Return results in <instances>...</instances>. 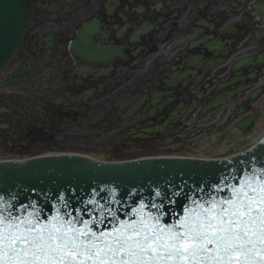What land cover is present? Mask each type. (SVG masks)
Instances as JSON below:
<instances>
[{
    "label": "flooded vegetation",
    "instance_id": "af4514ba",
    "mask_svg": "<svg viewBox=\"0 0 264 264\" xmlns=\"http://www.w3.org/2000/svg\"><path fill=\"white\" fill-rule=\"evenodd\" d=\"M32 2L34 16L16 58L0 75L26 77L11 92H0V106H6L4 113L15 107L19 115L33 116L26 123L32 143L52 140L56 134L110 135L116 146L134 143L150 150L164 139L178 141L180 136L173 133L185 129L182 113L194 104L195 110H202L217 93L215 77L201 76L199 67H190L200 63V54L211 57L203 47L191 49L195 40L211 32L203 22H214L217 37L230 41V53L252 23L249 0ZM231 19L235 32L221 33L218 29ZM86 37L96 46L114 45L122 52L107 58L79 50L76 45L88 46ZM261 52L264 46L255 53ZM241 74L264 77V67ZM222 75L229 77L228 72ZM169 77L190 78L169 88ZM176 110L177 120L165 126ZM1 136L3 149L8 136Z\"/></svg>",
    "mask_w": 264,
    "mask_h": 264
},
{
    "label": "snow or ice",
    "instance_id": "6c2138e0",
    "mask_svg": "<svg viewBox=\"0 0 264 264\" xmlns=\"http://www.w3.org/2000/svg\"><path fill=\"white\" fill-rule=\"evenodd\" d=\"M199 176L0 182V264H264V141Z\"/></svg>",
    "mask_w": 264,
    "mask_h": 264
},
{
    "label": "water",
    "instance_id": "95a60500",
    "mask_svg": "<svg viewBox=\"0 0 264 264\" xmlns=\"http://www.w3.org/2000/svg\"><path fill=\"white\" fill-rule=\"evenodd\" d=\"M31 13L29 0H0V71L14 53L20 34L30 20ZM217 62L214 61L211 68L216 66ZM246 62L248 59L239 62L238 66ZM219 103L222 102L216 100L212 106H217ZM252 121L253 117H245L237 125L246 132L252 126ZM56 153L61 152L52 154ZM52 160H39L27 170L2 165L0 166V182L5 185L35 186L41 181L44 184H51L54 181L59 183L71 181L75 184L93 179L104 181L108 178V181L132 185L138 182H147L150 179L156 180L160 176L170 174H182L184 178H187L189 174L199 176L223 166L189 161H141L100 166L80 159H74L72 163L70 158Z\"/></svg>",
    "mask_w": 264,
    "mask_h": 264
},
{
    "label": "rangeland",
    "instance_id": "374dc122",
    "mask_svg": "<svg viewBox=\"0 0 264 264\" xmlns=\"http://www.w3.org/2000/svg\"><path fill=\"white\" fill-rule=\"evenodd\" d=\"M137 77H135L134 79H136ZM18 103H20V105H25L24 101L21 100L17 101ZM11 111V112H10ZM10 112V113H9ZM3 115L5 116V119H8V122L5 121L6 123L9 124V127H4L0 125V137H2L1 135L3 134H7L8 139L13 137L14 134H16L17 136L20 134L21 137L26 138L29 130L26 127V123L28 120H33V116L30 115H26V114H18L17 109H15V107H10L9 111L4 113V112H0V118L3 119ZM218 118V117H217ZM0 119V121H1ZM219 120V119H218ZM217 120V121H218ZM3 121V120H2ZM40 128H42L41 126H38ZM264 130V117L261 119V122L257 125L256 129L254 131H252V133H250L248 135V137L250 138L245 144L247 145L248 143L251 142V137L255 136L256 134H261ZM7 131V132H6ZM206 135H208L206 133ZM84 136V135H83ZM215 136V135H214ZM55 138H59L60 139V143H61V148L59 149H55L58 151H76V152H86L88 154H98L99 156H102L105 159H114V158H127V157H131V156H139V155H151V154H170L172 152H174V150L177 147H172V146H168V147H163L160 148L158 152H148V151H144L139 147H131L130 149H122L118 146H115L114 140H111V136H107V135H100V136H89V137H80L77 135H70L68 138L66 136H56L54 135ZM203 135L195 138L194 140L190 141L191 144L189 145H185L184 148H182L183 150V154H198V155H204V154H209V155H214L217 153L218 148L223 145L226 144V146L228 147L226 154L229 152V149L232 146H235L237 144H239L240 142H242V140H244V138L242 137H234L228 141H224L221 142L219 145L214 146L213 150L211 152H206V150H202V153L200 152L202 145H203V140H205V138H202ZM69 139L67 142H65V140L63 139ZM7 139L6 142L9 143V140ZM215 138H212L211 140H214ZM38 139H35L34 143H32L29 148H27L30 153L28 154H36V153H40V152H47V150L45 148H43V143L36 141ZM67 143V144H66ZM219 146V147H218ZM238 148H234L233 150H237ZM121 149V150H120ZM131 150H136L139 151L140 153L137 152H133ZM10 150L7 149L6 153H9ZM133 153H136L135 155H132ZM181 153V154H182Z\"/></svg>",
    "mask_w": 264,
    "mask_h": 264
},
{
    "label": "bare ground",
    "instance_id": "6f19581e",
    "mask_svg": "<svg viewBox=\"0 0 264 264\" xmlns=\"http://www.w3.org/2000/svg\"><path fill=\"white\" fill-rule=\"evenodd\" d=\"M25 78H26V77H25ZM189 78H190V77H176V79H180V80H184V81H187ZM244 96H245V94H244ZM200 97H201V96H200ZM218 106H219V105H218ZM192 107L194 108V106H190V107H188V108L186 109V113H187V114H191V113L195 110V109H192ZM228 107H229V106H228ZM182 109H184L183 106L180 107L178 110L180 111V110H182ZM213 109H214V107H213L212 105H210V108H209L208 105H207L206 108H205V110H203V111L201 112V115L204 116V117H206L208 120H210L211 118L214 117V115L216 114V112L221 111V108H220V109H217V110H214V112H213ZM176 111H177V110H176ZM176 111H175V112H176ZM227 116L229 117V120H230L231 125H232V127H231L232 130H230V134L228 135V137H229L230 135L233 134V136L237 135V136H239V137H243L244 139H247L246 136H244V134L242 135V134L239 132L238 128H236L237 126H235V125H236L235 123L238 124V123L242 120V114H241L240 112H237V109H233V110H232V109L229 107V113L227 114ZM225 118H227V117H225ZM219 122L222 123L223 120H220ZM2 126H4V125H2ZM234 126H235V127H234ZM224 137H226L225 139H227V136H224ZM247 146H248V145H247ZM247 146H245V147H247ZM245 147H244V148H245ZM244 148H241L240 150H242V149H244ZM226 150H227V146H226L225 144H223V145H221V146L218 148L216 154H214V155H212V156H206V155H204V157H216V158H222L223 156L230 155L229 153L226 154ZM240 150H238V151H240ZM238 151H235V152H238ZM55 152H58V151L56 150ZM235 152H234V153H235ZM81 154H82V153H81ZM187 156H189V155H187ZM192 156H196V155H192ZM99 158L104 159L102 156H99Z\"/></svg>",
    "mask_w": 264,
    "mask_h": 264
}]
</instances>
